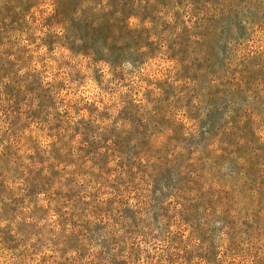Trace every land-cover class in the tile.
<instances>
[{
  "label": "rangeland",
  "instance_id": "rangeland-1",
  "mask_svg": "<svg viewBox=\"0 0 264 264\" xmlns=\"http://www.w3.org/2000/svg\"><path fill=\"white\" fill-rule=\"evenodd\" d=\"M43 2L0 0V261L251 264L264 0Z\"/></svg>",
  "mask_w": 264,
  "mask_h": 264
},
{
  "label": "trees",
  "instance_id": "trees-1",
  "mask_svg": "<svg viewBox=\"0 0 264 264\" xmlns=\"http://www.w3.org/2000/svg\"><path fill=\"white\" fill-rule=\"evenodd\" d=\"M80 50H83V48H80ZM152 53H153L152 50L151 51H148V50L147 51H140V52L137 51L136 56L134 58L135 68L137 66H139L141 63L145 62L147 59H149L152 56ZM180 199H182V202L180 203L181 205L184 204V201L189 203V201H188L189 198L186 197V196L185 197H181ZM196 200H198V195L197 194L195 195V201ZM142 203H143V205H145L146 207H148V208H146V212H148L149 209H150V207L154 203V197L151 196L150 194H148V195H146L144 197ZM205 227H206V225H204L203 227H201L200 228L201 230H196L195 231V236H196V239H197V241H195V245L199 249L201 248V246H203V243L204 242L206 243V238L204 237ZM204 246H205V244H204ZM205 247H204V249H205ZM197 256L199 258V262L202 263V261H203L204 258L201 255H198V254H197ZM231 257H234V256H231ZM114 260L111 259L110 263L111 264H115V261ZM219 260H220V257L217 256V258H215V260H214V264L215 263H218ZM233 261H235V260H232L230 258L227 259V262H229L228 264H235V262H233ZM209 264H211V263H209ZM251 264H264V248H263V250L261 251L260 254H256L255 255V258L253 259V261L251 262Z\"/></svg>",
  "mask_w": 264,
  "mask_h": 264
},
{
  "label": "clouds",
  "instance_id": "clouds-1",
  "mask_svg": "<svg viewBox=\"0 0 264 264\" xmlns=\"http://www.w3.org/2000/svg\"><path fill=\"white\" fill-rule=\"evenodd\" d=\"M42 8H48L49 12L52 11V0H45V2L40 4ZM0 264H4V261H0Z\"/></svg>",
  "mask_w": 264,
  "mask_h": 264
}]
</instances>
